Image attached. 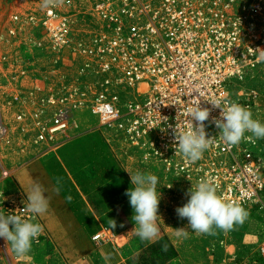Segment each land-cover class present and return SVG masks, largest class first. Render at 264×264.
<instances>
[{
  "label": "built area",
  "instance_id": "1",
  "mask_svg": "<svg viewBox=\"0 0 264 264\" xmlns=\"http://www.w3.org/2000/svg\"><path fill=\"white\" fill-rule=\"evenodd\" d=\"M31 22L34 36L22 38ZM7 33L11 43L57 59L38 73L25 59L1 54L9 82L0 106V141L16 136L23 152L50 147L79 127V114L89 112L141 149L146 160L162 162L167 176L191 188L211 179L224 200L245 209L259 202L264 207V139L230 146L211 122L220 115L211 102L220 100L245 106L264 123L260 93L246 87L264 72V0H62L39 15L14 19ZM199 103L211 110L205 130L216 139L190 162L176 151L175 130H187V109ZM11 172L4 169L0 177V212L30 215L26 199L7 190ZM41 241L42 234L33 243ZM262 249L264 241L258 259L236 255L220 264H261ZM15 260L37 264L26 255Z\"/></svg>",
  "mask_w": 264,
  "mask_h": 264
},
{
  "label": "crops",
  "instance_id": "2",
  "mask_svg": "<svg viewBox=\"0 0 264 264\" xmlns=\"http://www.w3.org/2000/svg\"><path fill=\"white\" fill-rule=\"evenodd\" d=\"M80 124L72 127L69 135L57 144L42 146L32 158L15 161L7 180L8 190L20 193L26 201L33 181L47 190L49 209L46 214L34 217V222L44 229L42 241L37 245L36 263L126 264L132 256L143 252L147 260L156 264L176 261L201 264L197 255L189 251L187 238L175 236L178 228L167 207L177 208L187 203L190 197L186 193L191 185L167 176L162 162L146 160L141 149L123 141L116 131L100 121L85 127ZM137 171L158 177L160 238L152 243H142L132 231L136 226L132 220L134 212L129 197L124 195L132 187L129 172ZM58 176L63 177L59 195L53 191ZM69 194L73 198L70 204L65 202ZM110 219L116 221L113 229ZM121 224L124 226L120 227ZM231 232L236 241L221 249L220 256L224 258L235 257L245 247L239 224ZM97 233H103L105 238L95 239ZM163 244L168 246L166 252L162 251ZM106 254L111 255L108 261L103 259ZM8 256L12 258L10 253Z\"/></svg>",
  "mask_w": 264,
  "mask_h": 264
},
{
  "label": "clouds",
  "instance_id": "3",
  "mask_svg": "<svg viewBox=\"0 0 264 264\" xmlns=\"http://www.w3.org/2000/svg\"><path fill=\"white\" fill-rule=\"evenodd\" d=\"M62 0H42L43 8L55 7ZM260 60H264V51H260ZM214 108L220 109L219 118L213 117L212 123L220 130L219 138L227 145H238L243 139H264V123L253 119V113L233 101L222 103L220 100L211 102ZM210 109L201 108L200 103L187 109L189 124L187 130H175V140L178 142L176 151L190 162H195L213 144L216 138H210L206 132L205 121L209 120ZM193 121L196 123L194 124ZM251 133V136H246ZM128 172V171H127ZM131 185L124 195L129 197L134 215L132 220L135 228L132 230L140 241L156 242L160 238V228L157 223L160 194H157L158 177L152 173L137 171L130 173ZM63 190V177H55L53 191L59 195ZM46 189L40 183L33 181L27 192L25 212L30 215L5 214L0 212V238L11 246L17 256H24L31 251L33 242H38L44 231L40 223L34 222V217L44 215L49 209V198ZM190 198L187 203L175 209L180 219L187 218L188 227L196 234L214 235L215 230L230 231L234 225L243 224L249 217V212L236 202L224 200L217 194V188L211 179L200 180L195 187L186 193ZM72 196L66 195L65 202L71 203ZM111 228H115L116 221L110 219ZM11 226V227H10ZM124 225L121 224L120 227ZM176 237H187L185 228L175 229ZM162 251H167V244H163ZM264 254V249L261 250ZM111 255L103 256L105 261Z\"/></svg>",
  "mask_w": 264,
  "mask_h": 264
},
{
  "label": "rangeland",
  "instance_id": "4",
  "mask_svg": "<svg viewBox=\"0 0 264 264\" xmlns=\"http://www.w3.org/2000/svg\"><path fill=\"white\" fill-rule=\"evenodd\" d=\"M42 11V0H0V56L7 52L16 55L18 58L25 59L27 65L33 71L38 70V73L49 71L52 66L56 65L55 60L57 56L48 52L39 51L38 49L31 48L29 45L19 46L18 44L11 43L7 33L8 28L13 23L14 19H27L30 15L37 14ZM18 17V18H16ZM34 23H26V29L22 32L21 37L25 39L32 38ZM8 71L0 67V106L6 102L5 89L9 82L7 77ZM254 87L260 93L261 102L264 105V72H256V76L250 83L247 82L246 87ZM264 116V112L262 113ZM99 118L92 113H84L78 116V123L80 127L93 125L99 123ZM20 148L16 136H11L10 139L0 141V177L2 170L8 169L12 171L15 161L21 162L23 157L32 153L35 155L42 147H29L26 152ZM20 157V158H19ZM10 178V177H9ZM8 178V179H9ZM7 179V180H8ZM6 180V184L7 181ZM1 186V181H0ZM7 187V186H6ZM8 190V187H7ZM264 203V193H263ZM262 204L255 203L246 208L249 212L248 219L239 224L241 230L242 242L245 247L241 248L237 257H247L251 259H258L257 248L261 242L264 241V207ZM169 208L170 216L174 220L177 228H185L188 231L187 243L189 251L197 255L198 261L201 264H220L224 257L220 256V251L228 242L236 241L235 235L230 231L215 230L214 235L196 234L188 227L187 218L180 219L175 211L176 207L167 206ZM4 241L5 248L0 249V264H17L15 260L16 254L12 251L11 246ZM37 245L32 244L31 251L26 256H31L34 260L37 257ZM10 253L11 257H7ZM15 254V255H14ZM261 264H264V259L259 258ZM156 264V261H150L145 258V253L141 252L132 256L126 264ZM175 264H186L184 261H176Z\"/></svg>",
  "mask_w": 264,
  "mask_h": 264
},
{
  "label": "trees",
  "instance_id": "5",
  "mask_svg": "<svg viewBox=\"0 0 264 264\" xmlns=\"http://www.w3.org/2000/svg\"><path fill=\"white\" fill-rule=\"evenodd\" d=\"M174 254L177 255L178 251L176 250V248L174 249ZM155 264V263H154Z\"/></svg>",
  "mask_w": 264,
  "mask_h": 264
}]
</instances>
